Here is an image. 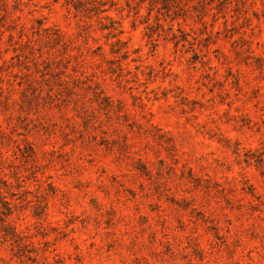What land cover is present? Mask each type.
<instances>
[{"label": "rangeland", "instance_id": "obj_1", "mask_svg": "<svg viewBox=\"0 0 264 264\" xmlns=\"http://www.w3.org/2000/svg\"><path fill=\"white\" fill-rule=\"evenodd\" d=\"M0 264H264V0H0Z\"/></svg>", "mask_w": 264, "mask_h": 264}]
</instances>
